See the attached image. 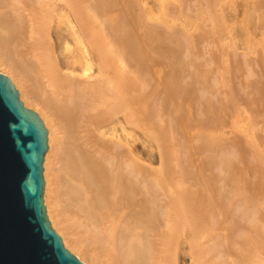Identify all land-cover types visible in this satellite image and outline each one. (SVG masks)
Returning <instances> with one entry per match:
<instances>
[{"label":"bare ground","instance_id":"1","mask_svg":"<svg viewBox=\"0 0 264 264\" xmlns=\"http://www.w3.org/2000/svg\"><path fill=\"white\" fill-rule=\"evenodd\" d=\"M145 1L147 0H0V73L10 77L19 90L24 105L39 114L48 130L49 149L44 164L46 212L52 227L63 237L67 248L77 254L76 256L82 262L85 264H182L186 260L183 250L189 247L192 256L191 264H207L205 258L207 251L196 252L192 242L195 227L193 229L191 226L190 205L185 201L187 199L183 198V201L178 197V188L168 179L165 167L148 169L147 165L146 167L145 164L138 163L137 158L127 157L128 153L125 149L130 125H137L136 127H141L140 129L144 126L148 131L149 129L151 131L155 125L151 123L152 121L145 120L142 115L140 116L143 119L139 117L142 121L139 118L136 121L134 111L137 106L132 107V92L147 86L145 84L142 85L143 87L140 86L142 81H147V79L141 80L142 77L137 76L136 72L133 78L134 84H131L128 78L131 70L129 48L133 42L131 37L129 38L130 35L127 34V30L131 27L130 21L133 19L129 10L133 6L139 12L141 11L138 18L141 20L142 15L146 16L142 14ZM147 3L149 4V2ZM155 4L158 3L155 2ZM175 9L178 10V7ZM182 9L181 13L183 14ZM177 10V13L180 12V9ZM25 12L29 15V21L24 15ZM261 12H263V8ZM169 15L170 12L167 15L170 19ZM174 16L176 17V15ZM183 16L188 17L184 14ZM197 16L195 15V17ZM144 19L147 22L148 18ZM191 19L187 18L189 22L197 18ZM218 20L219 18L217 24L220 22ZM202 22L201 26L206 23L202 24ZM197 23L200 22L195 24ZM198 25L200 26V24ZM218 25L220 27V23ZM182 27H184L183 23ZM219 27L217 26L218 30ZM194 28L197 29V25ZM178 30L180 31V29ZM153 32V34L150 33L151 40L156 38L153 35L155 32L158 34V30ZM194 32H191V35ZM196 32L195 34H199ZM175 33L177 34L176 31ZM38 34L44 36L37 43L39 40L35 36ZM195 34L193 35L195 36ZM160 35H157L158 40H161ZM216 37L219 38L217 35ZM139 38L141 37L139 36ZM148 38L147 36L141 40L151 51V40L149 42ZM57 39L60 40L59 44L64 46L63 57L57 54ZM134 41H136L135 38ZM139 42L142 43V41ZM137 45L139 46V44ZM219 45L220 43L218 44L219 50L224 49ZM155 46H153V50H156ZM221 51L226 57L227 51L225 54L223 50ZM215 52L217 53L218 49ZM141 54L144 58L148 57L146 51H141ZM221 60L223 61L224 57ZM221 60L220 62H222ZM257 61L259 62V60ZM228 64L227 71L230 72L231 67ZM155 65L153 66L155 67ZM159 66L161 65L159 64ZM156 67L154 69L158 68ZM218 69H220L219 66H217ZM164 70L166 71L165 68ZM153 72L152 74H156ZM158 75L160 72L153 79H158ZM160 76L162 77V75ZM203 78L205 79V76ZM225 80L223 85H226ZM162 81L157 80L159 84ZM228 82L229 85L230 81L228 80ZM204 83H206V79ZM224 88L227 89L225 86ZM226 92L225 90V94ZM178 93L180 90L177 89L176 95ZM178 97L181 98L182 95ZM189 105H191L190 101ZM190 108L191 106L188 107V109ZM191 112L192 110L187 116H190ZM185 118L187 117L185 116ZM235 119H233V124L232 121L229 123L233 127L234 125L237 127ZM82 126L92 127L91 132L97 134L95 140L101 144L104 155H107L103 158L111 156L116 160H113L112 163L118 161L116 164H109L111 159L107 160L108 164H98L100 163L98 160V163L96 160L92 161L90 158L92 155L89 154V157L86 148L83 147L85 148L83 149L79 145L81 137H78L77 132L83 128ZM55 127L61 132L58 140V146L64 147L61 157H66H64L65 160L60 159L63 160V163L65 162L61 176H59L60 173L56 174L57 172L50 162L51 154L55 148ZM195 129L200 131L198 127H194L193 134L196 132ZM201 129L204 133H199L205 137V131L202 127ZM254 130L253 134L256 132ZM218 131L216 134L219 133ZM211 132H213L212 129ZM233 138L237 142V137ZM240 142L242 141L239 140ZM247 142L249 141L247 140L245 145ZM247 146L249 147V144ZM102 163L104 162L102 161ZM197 169L195 171H198ZM198 172L200 175L203 171ZM204 174L202 175L204 176ZM164 194L167 196L166 199L163 198ZM164 227H168L172 234L167 241L162 239L161 232ZM255 246L257 254L264 256V243L259 240L256 241Z\"/></svg>","mask_w":264,"mask_h":264},{"label":"rangeland","instance_id":"2","mask_svg":"<svg viewBox=\"0 0 264 264\" xmlns=\"http://www.w3.org/2000/svg\"><path fill=\"white\" fill-rule=\"evenodd\" d=\"M145 3L147 9L144 8L142 14L146 16L142 15L141 20L138 19L141 11L139 12L133 6L129 10L133 19L130 21L131 30L129 28L127 34L130 35L128 36L133 42L129 48L131 70L128 78L131 84H134L133 78L136 72L137 76L142 77L141 80L144 78L147 81L150 80L149 82L142 81L143 84L141 83L140 86H144V84L147 86H142L143 88L140 87L141 89L132 92V107L137 106L134 111L136 121L143 116L145 120L152 121L151 123L155 125L151 131L150 129L148 131L144 126H142L143 130L140 129L141 127H136L137 125L129 126L128 141L125 147L128 153L127 157L137 158L138 163L147 165L148 169L165 167L168 179L178 188V197L181 200L187 199L185 201L190 205L191 226L193 229L195 227L192 242L196 252L207 251L205 257L207 264H264V256L260 254L261 257L257 254L255 246L256 241L260 240L264 243V228H262L264 227V0H259V2L258 0H147ZM177 7L178 10L180 9L179 14L175 9ZM181 8H183V14L188 17L183 16ZM262 8L263 12H261ZM202 9L203 11H201ZM169 12L171 20L167 17ZM24 15L29 21L28 13L25 12ZM172 15L173 17H171ZM189 15L191 16L189 17ZM195 15L198 16L195 17ZM206 17L207 20H205ZM144 18H148L147 22ZM187 18H192L191 20L197 18V21H193L200 23L195 24L196 22L190 20L193 22L191 23ZM218 18L220 27L224 23L222 30L219 23L217 24ZM151 19L152 21H150ZM224 20L226 21L224 22ZM144 21L145 23H143ZM201 22L202 24L206 22L202 25L203 28H201ZM182 23L184 27H182ZM196 25L197 29L194 28ZM168 26L170 27L168 28ZM223 28H225L224 31ZM157 30L158 34L155 32L153 35L157 39L152 38L154 40L152 41L150 33L153 34V31ZM194 30L199 34H195ZM129 31L131 32L129 33ZM191 32H194L195 36L191 35ZM218 32L220 33L217 34ZM224 34L226 35L223 36ZM144 35L145 37L142 38ZM146 35L149 37V42L150 40L153 42H150L151 51L141 40L146 38ZM157 35H160L162 41L158 40ZM43 36L41 34L35 36L39 40L37 43ZM134 38L137 42L134 41ZM56 42L58 44L57 54L63 57L64 46L59 44L60 40L57 39ZM161 42L166 43L162 45ZM170 43L173 45L172 47L169 45ZM219 43V46L223 43L221 47L224 49L219 50ZM225 45L228 47L227 49ZM153 46L156 50H153ZM221 50L224 54L226 51L228 52H226V57L221 53ZM141 51H146L148 57H142ZM215 54L220 55L217 57ZM154 64L159 68L155 65L158 72L157 69H154ZM159 64L164 66L166 71ZM227 64L231 67L230 72L227 71ZM217 66L220 69L217 70ZM150 67H154V70L152 68L150 70ZM185 68L186 70H184ZM237 69L239 71H236ZM159 72L162 77L158 75V79H153ZM163 75H165L164 78ZM201 75L202 77H199ZM203 76H205L206 83H204ZM227 77H229L231 86L228 85ZM200 78L204 80L202 79V81ZM157 80L163 81L159 84ZM224 80L226 85L222 84ZM177 89L180 90V93L176 95ZM166 95L170 98L167 99ZM181 95V98L178 97ZM184 101H188V103ZM189 101L191 105H189ZM190 106L192 112L190 116H187L191 111L188 109ZM211 109L214 111L212 112ZM188 110L190 111L188 112ZM142 119L140 120L142 121ZM233 119L237 120V122L234 121L237 123V127L234 125L236 129L229 124L231 121L233 124ZM249 123H253L254 126ZM200 126L205 131V137L199 133L203 132ZM82 127L77 132L82 143H79V140L78 143L82 148H86L88 155L93 156L89 155L92 161L98 160L100 162L97 161L98 164H108L107 160L111 159L109 164H116L118 161L112 163L115 159H112L111 156L103 158L107 155H104L101 144L95 140L97 134L91 132L92 127ZM194 127H198L200 131L195 129L196 132L193 134ZM252 127L256 131L255 134L252 133ZM209 130L211 134L208 132ZM216 131L219 133L216 134ZM234 135L237 137V142L233 138ZM253 135L256 139L252 138ZM60 136L61 132L55 127V148L51 154L50 162L57 172L56 174L60 173L59 176L63 175V164L65 163L60 160L63 154L62 149H64V147L58 146ZM239 140L242 142L239 143ZM247 140L255 141H251L253 144L247 142L245 145ZM64 157L62 159L65 160L66 157ZM200 168L203 169L200 170ZM196 169L203 172H200L199 175V172L195 171ZM165 196L164 194V199L167 198ZM161 234L162 239L166 241L172 236L168 227H164ZM183 251L186 260L182 264H191L192 256L189 247Z\"/></svg>","mask_w":264,"mask_h":264},{"label":"water","instance_id":"3","mask_svg":"<svg viewBox=\"0 0 264 264\" xmlns=\"http://www.w3.org/2000/svg\"><path fill=\"white\" fill-rule=\"evenodd\" d=\"M48 130L0 73V264H85L68 250L44 203Z\"/></svg>","mask_w":264,"mask_h":264}]
</instances>
